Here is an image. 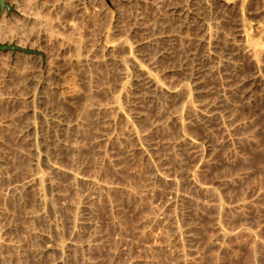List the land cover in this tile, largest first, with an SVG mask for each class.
Returning a JSON list of instances; mask_svg holds the SVG:
<instances>
[{
    "label": "rangeland",
    "instance_id": "obj_1",
    "mask_svg": "<svg viewBox=\"0 0 264 264\" xmlns=\"http://www.w3.org/2000/svg\"><path fill=\"white\" fill-rule=\"evenodd\" d=\"M57 1L59 2V0H41L40 1L41 2L40 9H42L41 12L44 13L49 12L47 9L50 10L51 5L58 3ZM74 1L75 3L79 2L80 4H82L80 6L82 9L85 7L86 9L89 8V10H94V12L92 11L90 12L92 13V15L94 14L96 16V17L91 16L88 19L85 18L82 19L83 18L82 15L79 18V15L81 14L79 11H75L76 13L71 12L73 14V15L71 14L73 18L71 15L70 16L68 15L69 13L66 16V20L70 19L71 21H74L75 19H77L76 23H78V26L81 27L79 29H81V31L83 32L85 31L84 33L83 32L81 33V31L79 30L81 34L85 35L84 39H86L87 37V39L85 40L86 42L88 41L91 42L92 39L93 42H95L99 37L98 33H101L102 29L103 32L104 31L117 32L121 30L120 32H117V34L119 35L120 33L122 37L128 38L131 42L136 41L138 39L139 40L145 39L144 43L140 45L141 47L139 46V52L141 50H142L140 52L141 54L144 52L143 53L145 54L144 57L143 56L141 57L143 62L144 63L147 62V64L149 63L148 66L151 64L153 68L155 64H158L155 61H158L160 59L161 50L165 45V48H167L168 51L170 50L169 51L170 54L166 55L163 61L165 64L164 69L167 67L168 68L166 70H164L163 67L160 69L159 67L160 65L158 64L159 66L156 65L158 67L156 68L155 66L154 68L156 70H154L153 68L152 70L158 72L159 74L161 73L160 75H162L161 77L163 81L166 83L169 81L170 83L168 82V84H172L173 86L178 87L179 85L177 84L180 83L182 84V82L187 83L188 84L187 86L191 87L190 88L191 97L195 101V103L198 102L197 104L202 103V105L204 106L206 105L208 107L209 106L208 104L210 102L216 101V109L218 111L216 110L217 112L216 118L215 117L205 118L202 120L203 122L194 118L191 119L192 117H188V115H190L188 112L182 111L183 117L181 118L185 120V122L183 123V125H180L177 119L172 116L173 109L175 110L176 106H174V104L171 103L170 100H168L165 94L158 93V99L156 100L157 102L151 101L150 98L147 99L145 98L144 101L146 104L143 103V107L145 108L144 109L145 114L142 116V118H140L137 121L138 129L139 130L141 129V131H143L145 134L143 141L145 142L146 146L152 144V142L156 143L155 147H153L151 151L153 154L150 153V155L147 158L143 159L142 153H139L141 157L138 154V158L142 159L144 163L143 169L144 172L147 173L145 174L152 179L155 188V191L153 193L155 200H157L161 204H169L168 213L172 217V222H173L171 226L172 229L169 228V231L171 229L170 231L171 233L177 232L176 241L178 242L177 244L178 246H180L182 250V257L178 258L177 256L170 254L167 250L160 248V246H158L153 253L147 250L143 251V249L139 247L137 248V243H136L137 241L135 239V237L137 238V236L135 235L139 227L138 225L140 224L139 222L142 217L141 215H143L146 208L142 207L144 204L142 205L140 199H138L133 193L123 190L113 192L109 197H104L94 200L91 199V201H89L90 203H88V208H87L88 210L86 209L87 212L86 214H88L87 216L91 217L92 219L86 217L87 218L86 224L85 222L84 224H82L83 225L82 232H84V235L82 233V236H84V241L86 243L83 244L84 245L83 247H80L82 249L80 248L77 249L76 247L71 248L72 245L70 246V241H71L70 239H72L73 237V232L70 224L71 222L70 221L71 215L69 213L70 211H68V207H66L67 202H65L64 204L63 203L64 201L63 202L59 201L60 197H58V195L55 193L56 191L57 193H60V191L63 193V191L66 188L65 186L68 183L65 181L69 180L68 179L69 176L66 175L64 172L63 173L58 172V174L55 173L54 179L55 181L57 180L56 182L62 184L61 185L58 184L57 188L59 187V185L61 186L58 189L55 187L56 191L54 188L55 200H54V212L52 213L56 215V216L54 215L55 217L59 218L58 220H60L59 221L60 225H59V229H56L57 231L52 230V232L53 234L56 233L55 235L59 236L62 240L64 239V241H66L67 246H65L66 248L63 249L64 251L63 250L56 251L54 249L52 253L54 257V264H63V263L64 264H137L136 262L140 258L149 260L151 257L156 255L158 256L160 255L159 257L163 258L162 264H264V75L262 76L260 75V74H264V58H263L264 55L261 57L262 62L260 68L258 67L260 69L259 70L254 63V59H252L251 56L247 55V53L245 52L243 53L244 55H242L241 52L242 50L241 49H239L240 51L237 50V47L235 45L233 46L230 41L231 39H234V37L236 38V40L238 39L237 41H240L239 39L240 37L236 36V29L241 19H244L247 22L252 23L254 26L257 24H262V23L264 24V0H241L242 3L239 2L240 0H231L233 3H231L230 5H226L224 0L223 1L222 0H213V1L212 0H199V1L198 0H168V1L167 0H162V1L161 0H74ZM74 1L72 2L74 3ZM6 2L9 3L12 7V10H8L6 8L5 10L6 16L8 18H12L16 14L15 4L12 0H6ZM48 2L51 3L49 4ZM42 3L45 5L43 6ZM185 4H189L190 6L195 7L197 10V11L194 10V14L190 15L189 21L191 22L190 23L191 27L189 26L188 28H186L187 26L183 25L182 19H179L178 17H176V19H174L173 21L165 22V20H169L166 18L170 17L169 15H172L173 7H182ZM231 5L233 7H231ZM44 9H46L47 12L46 10L44 11ZM125 10L127 12H125ZM238 10L240 11V13L238 12ZM78 12L80 14H78ZM3 13H1V15H3ZM198 13L202 14V16L208 22H210L209 25L211 26V36L209 38L210 44L205 46L206 48L205 47L201 48L200 43H198L197 40L199 34V26H198L199 24L196 18ZM1 15H0V19L2 17ZM101 22L104 23L101 24ZM123 24L124 26L125 25L126 26L124 27ZM104 25L107 27H105ZM34 26H35L34 27L35 30L33 34L34 33L36 34L37 32L36 29L38 27L36 24ZM92 26L95 28H93ZM115 26L116 28H112ZM110 28L112 29V31L110 30ZM89 31L93 32L92 33L93 35L92 34L90 35L91 32ZM166 31L167 32L169 31L168 32L169 34H172L173 31L174 33L176 31L178 32V34L176 33L177 36L175 35L176 37L174 36V38L173 37L171 38L172 40L167 41L169 44L167 42L162 43L164 42V40H162L160 36L161 35L160 33ZM254 31H256L254 32L256 33L255 36L256 37L258 36L257 39L263 42L264 35L258 33L257 30ZM35 34L33 36H36ZM135 38L137 39L135 40ZM159 38H161V40ZM16 41L17 40H13L11 44H15ZM8 42H6V44ZM29 44L31 45L30 42L26 43V48L32 49L34 50V52L26 53L22 51L23 53L30 55L40 54V52L35 47H30ZM54 47L55 46L51 47L52 49L51 48L49 49L50 55H52L53 53L55 55L56 47L55 48ZM54 49L55 51H53ZM17 51L18 50L0 51V64H2L3 60L5 59L8 60L15 57ZM198 54L201 56H199ZM206 55L207 57H205ZM149 58L151 59L149 60ZM198 58L200 60L201 58L203 59L207 58L206 62L204 63L205 65L202 63L203 68L207 67L206 68L207 70L204 69L206 74L205 77L203 78L202 84H197V83L195 84V80L191 78L190 75L193 64L194 66L196 65V68L201 67V66H197L198 64H196L199 62H200L199 64H201L202 62V60L200 61ZM168 59L170 62L168 61ZM63 62H64L63 65H62V61L57 62L58 66L56 64V66L60 69V71H62L60 73V77L63 76L61 77V80H59L60 78H57L55 76L54 79L52 78V81H54L55 84L54 89L57 86L51 98L53 100L52 102H54V108L57 109L58 111L61 108L59 112L64 113V115L62 113L63 115L62 123L64 124L62 123L57 124L58 127L56 124H54V130H52L53 132L52 137H54L53 138L54 142L53 141L51 142H53L52 145L54 146V159L56 157L58 159L56 160L60 163V165L66 166L69 163H71L70 161L72 160L71 155H75L77 153L75 157L73 156V158L74 160L75 159L77 160L75 162L78 163L77 165L79 167L83 166L81 169L82 170L84 169V171L86 172L97 173L102 177L107 176L108 178L115 180L116 182H119L120 184H124V185L140 184L141 181L143 180V176H142L143 174H140V172L137 173L134 170L133 168L134 163L132 164L133 161L131 159H130L131 161H129V159H127L124 156L120 147L116 143L115 144L112 143V145L114 144L113 146L109 144L106 147L109 148L108 152L112 153L111 155H113L112 158L113 162L110 163V160H108V162H106V160H104L105 162L104 161L102 162L103 160L102 157L104 155L103 149H105L104 145L102 146V144L100 143H93L94 146L91 145L90 146L91 148L87 150V148H89V145L86 144L88 137L85 138L86 141L85 139H83L84 136L86 137L90 131H92L90 132V134L94 135L98 127L96 123L98 120L97 119L98 116L94 111H91L89 109L88 105L90 104V102L101 101L106 96L104 94L105 92H103V90L101 91V89L97 87L98 84L101 81H103L102 79L105 80V75H104L105 73H103L106 72L104 71L105 67L101 64L93 63L94 65L92 64L89 65V66L92 65L93 67L92 68L89 67L88 69L87 66L85 72L84 66H83L84 68H82L80 65L75 64V65H68L69 68H67L66 61ZM31 64L34 67V70L38 72V73L36 72V74L39 75V78H44L45 76L46 77L48 76L49 73L46 74V72L49 71L47 68L48 65H46L47 61L46 62L44 61L41 64L38 63V65H34L35 63H31ZM236 64L239 65L240 67H238ZM1 66L2 65H0V67ZM62 66L67 69L62 68ZM70 66L72 67L71 70H70L71 68ZM190 66H192L191 71L188 68ZM90 69L91 72L89 71ZM0 70H2V68H0ZM72 70H74L76 74ZM101 70L102 73H98L101 72ZM65 71L66 73L68 72L66 75L64 74ZM258 76L261 77L259 78ZM108 77L109 76H106V80L111 79V82L112 80L114 81V79H116L115 75L109 77V79ZM14 78L15 80L10 79L12 81H9V83H7L6 86L5 84L3 86L0 84V86L3 87L0 88L2 89L0 91L2 96L6 94L5 96L7 97L8 93H10L8 92V90L10 89L11 91L12 88L7 87L9 84H10L9 86L13 88L15 86L14 89L15 91L17 90L16 87L17 88L20 87L21 84V88H18V90L21 91L23 89L22 92L23 91L27 92V90L30 91L31 88L33 87L30 86V84L34 85V83L32 84V82L29 83L26 82V84L30 86L29 88L25 84V80L23 81V79H25L24 77L18 78V76L16 77L14 76ZM55 78L58 81L57 83ZM0 79L1 82L2 76L0 77ZM19 79L22 80L20 81ZM17 80L19 83L17 82ZM22 81H23V85H22ZM177 81L180 82L177 83ZM12 82H16V84ZM64 85H66L67 87ZM205 88L206 90L204 91ZM3 89L6 90L4 91ZM74 91L76 92L74 93ZM59 92L60 93L63 92L62 95H60ZM178 92L182 95V97H184V93H182L183 92L182 89H179ZM5 96H3L4 100L2 99L3 101H0V109H1L0 114H4L5 111L7 112L8 107L10 105V103L8 102V98H6ZM6 99L7 102L5 101ZM60 99L63 100V102ZM5 106L7 107V109ZM56 107L58 108L60 107V108L58 109ZM208 108L211 107L209 106ZM2 111L4 113H2ZM78 111L79 112L81 111V113L85 115L83 125L84 126L86 125L84 128L83 126L80 127L79 130L78 128L73 126L74 122L78 119L77 115L80 114ZM168 117L170 119H168ZM154 118L156 119L159 118L158 120L161 123V124L159 123L158 128L156 129H152V121L154 120ZM92 120L93 122H91ZM69 123L70 125H72V128L69 125ZM64 128L67 129L64 130ZM69 128L71 129L68 130ZM73 130L74 131L76 130L75 131L76 133H74ZM82 131H86V133ZM73 133L75 137L79 135L78 137L80 138V141L77 137L78 141L80 142L79 145L81 144L82 146H84V147L80 146L81 150L79 149V152L78 151L73 152L72 149L69 146H67L65 143L67 138L71 141L73 139L76 140L73 135H70ZM90 134L88 135L89 138L91 137ZM182 134L183 135L187 134L186 138L191 137L189 139L196 140V142L199 144L200 151L196 152L194 148L187 143V141L182 140L180 137L182 136ZM8 137H6L5 144L3 147L6 151L9 150L11 147L9 146L11 136ZM63 142L65 144H63ZM83 143H85L87 146ZM69 148L71 149V151ZM84 148L87 150L88 155H86ZM190 148L191 149L193 148L194 151L191 150ZM95 154L97 155V157ZM100 158L101 161L99 160ZM89 159L92 162L91 161L89 162ZM91 166L95 169H93ZM97 167L99 168L97 169ZM4 177L5 176H2V179L0 178L1 193H4L6 190V184H3L2 181H4V183H7L8 181L6 177H5L6 179L5 181V179H3ZM81 185L85 187L87 186L85 183ZM60 188L63 190H61ZM59 189L60 191L58 192ZM8 197L9 198L6 201H8L7 205H9L8 206L9 209L11 208V210L13 209L16 212L15 213L13 210H12L13 212L11 211L13 218L11 217L12 220L10 218L9 220L11 223H14V221L15 223H17V224L15 223L13 224L14 226L16 225L15 227L17 232L16 236L20 237L16 239H19L20 241L21 239H23L24 240L23 244L24 246H26L24 247L26 248L25 249L26 252L24 253V255H22L20 261L19 260L17 261V264L46 263L45 259L36 261V257L33 254V252L35 249L39 248V242L36 238H34L35 236L32 235L28 236L26 239L27 236V234L25 233L26 229L25 231L23 230L24 225L22 224V219H21L22 214L20 212L18 201H16L17 200L16 197L11 194ZM35 202L36 200L34 201V203ZM34 203L32 205L33 207H36L37 203L36 204ZM60 203L62 207H60ZM112 203L118 205V207L121 209V211L120 209H118L119 210L118 216L121 219L120 224L122 225V228L120 226L119 231L124 237V239L126 238L124 240L125 246L123 245V243H121L122 241L116 235L117 234L116 231L118 230V228L114 223V216L116 213L114 214ZM37 219H35L34 220L35 222L33 221L34 223L32 222L33 225H31L33 229L34 228L36 229V231L43 227L42 226L43 224L42 222H40V219L38 220ZM34 226H36L38 229ZM249 231L254 234L250 233ZM57 232L60 233L58 234ZM131 235L133 238L131 237ZM159 241L162 242L161 240ZM67 243H69V245ZM119 249H121L120 250L121 252H119ZM113 250L114 251L118 250L119 253L115 255ZM10 251L11 250H8V252ZM162 252L164 254H162ZM128 254L130 256H128ZM190 257H192V260H190L191 259ZM130 259H134V261L133 260L130 261ZM8 261L6 263H8ZM39 261L41 262L39 263ZM0 264H5V262L2 263L0 260Z\"/></svg>",
    "mask_w": 264,
    "mask_h": 264
},
{
    "label": "bare ground",
    "instance_id": "obj_2",
    "mask_svg": "<svg viewBox=\"0 0 264 264\" xmlns=\"http://www.w3.org/2000/svg\"><path fill=\"white\" fill-rule=\"evenodd\" d=\"M12 1L15 4L16 14L12 18H8L6 16V11H5L6 8L3 9L2 13L3 12L4 13H3V15H1L2 17L0 19V43L6 44V42L9 41L7 44H11L13 40H17L15 42V44L18 47L25 49L26 43L30 42L31 43V45L29 44L30 47H35L40 52V54L30 55V54L23 53L24 51L22 52V50H18L15 54V57H13L12 59H8V60L5 59V60H3L2 64H0V65H2L0 67V68H2V70H0V77L2 76V81L0 82V84L2 86L4 84L6 86V84L9 83V81H12L10 79L15 80L14 76L15 77L18 76V78L24 77L25 79H23V81L25 80V84H26V82H28V83L32 82V84L34 83V85L30 84V86H33V87L31 88L30 91L27 90V92L26 91L22 92L23 89L21 91L18 90V88H21V84H20V87H18V88L16 87V89H17L16 91L14 90L15 86L13 88V87L9 86L10 85L9 84L7 87L12 88L14 91L12 89L10 91V89H9L8 92H10V93L6 92V93H8L7 97L5 96L6 94L3 95L6 98H8V102L10 103V105L8 104L9 107H8L7 112L5 111V113H4L2 111V113H4V114H0V178L2 179V176H5L8 180L7 183H4V181H2L3 184H6V190L4 189L5 190L4 193L0 192V260H1V262L2 263L5 262V264H17V261L18 260L20 261L22 255H24V253L26 252V250H25L26 248H24L26 246H24V244H23L24 240L21 239V241L23 240L21 242L19 239H16L19 236H16V233H17L16 229H15L16 225L15 226L13 225L15 223V221H14V223H11L9 220V218L10 219H11V217L13 218L12 212L14 211L13 209H12L13 210L12 211L11 208L9 209V207H8L9 205H7L8 201H6L9 198L8 196H10V194L15 196L17 199L16 201H18L20 212L22 214V216H21L22 218L21 217L20 218L22 219V224L24 225L23 230L25 231V229H26V231H25V233L27 234L26 239L28 236L32 235V236H35L34 238H36L39 242V248L35 249L33 252V254L36 257V261L45 259L46 263H43L44 262L43 261L42 262L43 264H54V257L52 255L54 249L56 251H59V250L61 251L64 248H66L65 247V246H67L66 241H64V239L62 240L59 236L55 235L56 233L53 234V232H52V230L59 229V225H60V222H59L60 220H58L59 218L55 217L56 215L54 213H52V212H54V200H55L54 199L55 198L54 192L56 191L58 184H60L59 182H56L57 180L55 181V179H54L55 173L58 174V172H60V173L64 172L66 175L69 176L68 177L69 180L67 179L68 181H65V182H68L67 184L65 183L66 184V186H65L66 188L64 187L65 192L63 191V193H62L60 191V189H61L60 188L58 190V192L60 191V193H57V191L55 193L58 195V197H60L59 198L60 200L57 198L59 201H62V202L64 201L63 202L64 204H65V202H67L66 207H68V211H70L69 212L71 215L70 216V221H71L70 224H71L72 232H73V237H72V239H70L71 240L70 246L72 245L71 248L76 247L78 249L80 247H83L84 246L83 244L86 243L84 241V236H82V233L84 235V232H82V228H83L82 224H84V222L86 224V219L89 217V216H87L88 214H86L87 213L86 209L88 208V203H90L89 201H91V199L94 200V199L109 197L113 192L123 190V191H129V192L133 193L138 199H140V202L142 203V205L144 204L142 207L146 208L144 213L142 210L143 215H141L142 217H141V220L139 222L140 224L138 225L139 227H138V230H137L136 235H135V236H137V238L135 237V239L137 241L136 242L137 248L139 247V248L143 249V251L147 250V251L153 253L154 250L158 246H160V248L167 250L170 254H173V255L177 256L178 258L182 257V250H181L180 246H178V244H177L178 242L176 241L177 240L176 239V233L177 232H175V233L170 232L172 229L171 226H172L173 222H172V217L168 213V205L169 204H161L160 202L155 200V198L153 196L155 188H154L152 179L146 175L147 173L144 172V169H143L144 163H143L142 159L138 158L139 153H142L143 159L147 158L150 155V153L153 154L151 151H152L153 147H155L156 143L152 142V144H149L148 146H146L145 142L143 141L145 134L143 131H141V129L140 130L138 129L137 121L140 118H142V116L145 114V111H144L145 108L143 107V103H145V101H144L145 98L146 99L150 98L151 101L157 102L156 100L158 99V93L165 94L166 97L168 98V100H170L171 103H173L174 106H176L175 110L173 109L172 116L177 119V121L179 122L180 125H183V123L185 122V120H183L181 118V117H183L182 111L188 112L190 114V115H188V117H192L191 119L194 118V119H197L199 121H202L205 118H214V117L216 118V113H217L216 112V110H217L216 109V101H212V102L209 101L210 103L209 104L207 103V104L211 108H208L209 106L207 107L206 105H205L206 106V108H205V106L202 105V103L197 104L198 102L195 103V101L192 99L191 89H190L191 87L187 86L188 85L187 83L184 82L186 84L185 85L181 81L182 84L181 83L177 84V85H179L177 87V86H173L172 84H168L169 81L167 83L164 82L162 77H161L162 75H160L161 73L159 74L158 72L153 71L152 70L153 67L151 66V64L148 66L149 63L147 64V62H145L146 63L145 64L141 58L142 56L144 57L145 54H143L144 52L142 54L140 53L142 50L139 52V46L142 43H144L145 39L144 40L143 39L136 40L137 38H135L136 41L131 42L128 38L122 37L120 35V33H119V35L117 34V32H120L121 30L117 31V32H110V31H104L103 32V29L100 28V29H102V31H101V33H98V35H99L98 39L96 41L94 39L95 42H93V39L91 42L90 41L86 42L85 40L87 39V37H86V39H84L85 35L81 34L83 31H81V29H79L81 27L78 26V23H76L77 19L74 18L75 22L71 21L70 19L66 20L67 14L69 13L68 15L70 16L72 14L71 12L76 13L75 11H79L81 13L80 14L78 12V14H80L79 18L82 15V17H83L82 19H84V18L88 19L91 16L92 17L95 16L94 14L92 15V13L90 12V11L94 12V10H89V8L86 9L85 7L82 9L80 7L82 4H80L79 2H76L77 3L76 4L74 0H59V2L57 1L58 3L51 5L50 10L47 9V7H46V9L49 12H47V10L44 9V11L46 10V12H47V13H44V12H41L42 9H40V5H41L40 1L41 0H12ZM72 1H74V3L76 5ZM224 1H225L226 5H230L231 3H233L231 0H224ZM239 2L242 3L241 0ZM83 3H84V1H83ZM234 4H235V2H234ZM44 5L45 4H43V6ZM231 7H233V6L231 5ZM198 8H199V6H198ZM172 9H173L172 15H169L170 17L166 18L169 20H165V22L166 21H173L174 19H176V17H178L179 19H182L183 25L187 26L186 28H188L190 26V23H191L189 21L190 15L194 14V10H196V8L193 6H190L189 4H185L182 7H173ZM106 10H105V12H106ZM198 11H199V9H198ZM201 11H202V9H201ZM125 12H127V11L125 10ZM164 12H165V10H164ZM238 12L240 13L239 10H238ZM41 13H43V14H41ZM198 14H197V18H196L198 20V24H199L198 25L199 26V34H198L197 40H198V43H200V46L202 48V47H205V46L210 44L209 38L211 36V26L209 25L210 22H208L202 16V14H199V15ZM195 16H196V14H195ZM77 17H78V15H77ZM166 17H167V14H166ZM72 18H73V16H72ZM138 18H139V16H138ZM93 19H95V18H93ZM101 19H104V18H101ZM91 20H92V18H91ZM94 22H95V20H94ZM102 23H104V22H101V24ZM35 24L37 25L38 28L36 29L37 30L36 34L34 33L36 36H33L34 35L33 32L35 30L34 29ZM113 24H111V25H113ZM120 25H119V27H120ZM123 26H124V24H123ZM105 27H107V26H105ZM93 28H95V27H93ZM93 28H91V29H93ZM112 28H116V26L112 27ZM79 30L81 31V33ZM110 30L112 31L111 28H110ZM113 30H115V29H113ZM172 30H173V28H172ZM254 30H257L258 33L264 35V24L262 23V24H257L254 26L252 23L247 22L244 19H241L240 22L238 23L237 29H236V36L240 37L239 38L240 41H237L238 39L236 40L235 37H234V39L230 38L231 40L230 39L229 40L231 41V44L233 46L235 45L237 47V50H239V49L242 50L241 51L242 55H244L243 54L244 52L247 53V55H250L251 58L254 59V63L257 66V68L258 67L260 68V65L262 62L261 57L264 55V41L262 42L261 40L257 39L258 36L257 37L255 36L256 33H254V32H256V31H254ZM91 31H89V32H91ZM174 31H173V33H174ZM168 32L166 31V32L160 33L162 40H164V42H162V43H166L167 41L172 40L171 38L172 37L174 38V36L175 35L177 36V34H178L177 31L174 33V35H173V33L169 34ZM92 33L93 32H91L90 35ZM136 34H137V32H136ZM88 35H89V33H88ZM88 35H86V36H88ZM93 37H95V36H93ZM161 38H159V39L161 40ZM185 45H187V44H185ZM53 46L56 47V52H55V55H54V53L52 55H50L49 49ZM159 46H161V45H159ZM233 48H235V47H233ZM0 51H2V50H0ZM53 51H55V49ZM53 51H51V52H53ZM159 51H158V53H159ZM169 51L167 48H165V45H164V47L160 53V59L158 61H155L160 66L158 64H155V66L158 65L160 67V69L162 67L164 69L165 64L163 61L165 59V56L170 54ZM199 56H201V55H199ZM205 57H207V55ZM7 58H9V57H7ZM153 58H154V56H153ZM203 58H204V56H203ZM203 58H201V60H202L201 64H199L200 62L196 63V64H198L197 66H201V67L196 68V65L194 66V64H193V67L192 66L188 67L190 69V71H191V67H192V71H191L190 75H191V78H193L195 80V84L196 83L202 84L203 78L205 77V74H206L204 69H206L207 67L203 68L202 63L204 64L206 62L207 58H205V59H203ZM150 59L151 58H149V60ZM58 60H60V61H58ZM199 60H197V61H199ZM44 61L45 62L47 61L46 65H48L47 68L49 71L46 72V74L47 73H49V74L47 77L45 76L46 78L45 77L39 78V75L36 74L37 71L34 70V67L31 63H35L34 65H38V63L41 64ZM61 61H62V65L64 63L63 61H66L67 68H69L68 65H75V64L80 65L82 68L85 67L84 71L86 70L87 66H88V69H89V67L92 68L93 67L92 65H94L93 63L101 64L105 67L104 71H106V72H103V73H105L104 74L105 80L101 78L103 81H101L100 83L97 81L99 83L97 87L100 88L101 91L103 90V92H105L104 94L106 96L104 97L103 100L97 101V102H90V104L88 105L89 109L91 111H94L98 116L97 117L98 120L96 122L98 127H97L94 135L90 134V132H92V131H90L89 134L91 137L89 138V136H88L89 134H88L86 137L84 136L83 139L88 137L87 141L85 139L86 144L89 145V148L86 147L87 150L91 148L90 147L91 145L94 146L93 143H100V144H102V146L104 145L105 149H103L104 155L102 157L103 158L102 162L104 160H106V162H108V160H110V163L113 162V159H112L113 155H111L112 153L108 152L109 148H106V147L109 144L112 145V143H114V144L116 143L120 147L124 156L127 159H129V161H131V160L133 161L132 164L134 163L133 164L134 170L137 173L140 172V174H143L142 175L143 180L141 181L140 184H138V185H126L125 184L124 185V184H120L119 182H116L115 180L108 178L107 176L102 177L101 175H99L97 173L86 172V171H84V169L83 170L81 169L83 166L79 167L77 165L78 163L75 162L77 160L76 159L74 160V158H73V156L75 157V155L77 153L75 155H71L72 157L70 156L72 158V160H70L71 163H69L66 166L60 165V163L57 161L58 159L56 157L54 159V146L52 145V143L54 142L53 141L54 137H52V133H53L52 130H54V124L57 125V124H60L63 122L62 116L64 115V113L62 112L63 113V115H62V113L59 112L61 110L60 105H59L60 106L59 111L54 108V102H52L53 100L51 98H52V96L54 94V90L57 88V86L54 89L55 84H54V81H52V78L54 79V76H55L57 78H60L59 80H61V77H63V76L60 77V73L62 71H60V69L57 67L58 66L57 62H61ZM168 61H169V59H168ZM192 63H191V65H192ZM56 64H57V66H56ZM90 64H92V65L89 66ZM155 66H154V68H155ZM158 66H156V68ZM237 66L240 67L239 65H237ZM62 68H65V67L62 66ZM67 68H65V69H67ZM167 68H165L164 70H166ZM71 69H72V67L70 68V70ZM74 70H72V71H74ZM154 70H156V69H154ZM89 71L91 72V69ZM261 72H262V70H261ZM67 73L65 71L64 74L66 75ZM70 73H69V75H70ZM98 73H102V70H101V72H98ZM75 74H76V72H75ZM114 75H115L116 79H114V81L112 80V82H111V79H109V77L114 76ZM260 75L262 76L264 74H260ZM106 76H109L108 79L110 81L106 80ZM11 77H13V78H11ZM85 78H87V77H85ZM92 79H94V78H92ZM19 80L21 81L22 79H19ZM55 80H56V78H55ZM63 80H65V79H63ZM76 80H78V79H76ZM85 80H87V79H85ZM23 81H22V85H23ZM235 81H236V79H235ZM17 82H18V80H17ZM57 82L58 81L56 80V83ZM178 82H180V81H177V83ZM232 82H234V81H232ZM12 83L16 84V82H12ZM60 83H61V81H60ZM234 83H236V82H234ZM26 85L28 86V84H26ZM95 85H96V83H95ZM30 86H28V87L30 88ZM64 86H66V85H64ZM7 87H6V89H7ZM60 87H61V84H60ZM0 88H3V87L0 86ZM71 89H73V88H71ZM179 89H182V91H183L182 93H184V97H182V95L180 94L181 91H180V93L178 92ZM1 90L2 89H0V91ZM205 90H206V88L204 89V91ZM242 90H243V88H242ZM75 92L76 91H74V93ZM62 93H60V95H62ZM3 96L0 93V101L4 100ZM85 98H86V96H85ZM63 100H64V98H63ZM63 100H61V101L63 102ZM5 101L7 102V99ZM54 101H56V100H54ZM56 108H58V107H56ZM222 108H224V107H222ZM6 109H7V107H6ZM220 111H223V110H220ZM79 113L80 114L77 115L78 119L73 124V126L78 128V130L80 127L83 126V128H84L86 126V125L85 126L83 125L85 115H83L81 113V111ZM156 116H158V115H156ZM150 117H152V116H150ZM223 117H221V118H223ZM158 119L159 118H157V119L154 118V120L152 121V129L158 128V125L160 123ZM168 119H170V118L168 117ZM91 122H93V120ZM62 124H64V123H62ZM142 124H144V123H142ZM69 125H70V123H69ZM65 126H67V125H65ZM70 126L72 128V125H70ZM57 127H58V125H57ZM67 128H64V130ZM71 128H69L68 130H70ZM228 128H229V125H228ZM75 131L73 130L74 133H76ZM82 132L86 133V131H82ZM74 133L70 134V135L74 136ZM6 135L11 136L10 145H9L11 147L7 151L3 148L4 144H5V139H6V137H8ZM186 135L182 134V136H180L181 139L184 141H187V143L189 145H191V147H193L196 152H199L200 151L199 144L196 142V140L189 139L191 137L186 138ZM78 136H76V137L74 136V138L76 140H74L72 138L74 141L69 140L67 137L66 138L68 140L65 138L66 139V142H65L66 145L69 146L73 152H76V151L79 152V149L81 147H84L81 144L79 145L80 138ZM51 137H52V140H51ZM77 137H78L79 141H78ZM7 141H8V139H7ZM51 141H53V142H51ZM65 143L63 142V144H65ZM178 143H179V141H178ZM83 144H85V143H83ZM99 148H101V147H99ZM193 148L192 149L190 148V149L193 150ZM71 149H70V151H71ZM111 149H112V147H111ZM87 150L85 149L86 155H88ZM101 152H102V150H101ZM102 154H103V152H102ZM139 156H140V154H139ZM96 157H97V155H96ZM90 159H89V162L91 161ZM99 160L101 161V158ZM94 162H95V160H94ZM98 164H100V163H98ZM102 164H101V166H102ZM82 165H83V163H82ZM89 165H91V164H89ZM160 165H162V164H160ZM84 166H85V164H84ZM155 166H157V165H155ZM145 167H146V165H145ZM98 168L99 167H97V169ZM93 169H95V168H93ZM104 169H106V168H104ZM109 170H110V168H109ZM98 172H100V171H98ZM5 177L3 179H5ZM194 177H195V175H194ZM134 179H135V177H134ZM5 181H6V179H5ZM197 181H199V180H197ZM84 183L87 185L86 187L81 185ZM60 185H59V187H61ZM54 188H55V191H54ZM61 190H63V189H61ZM15 197H14V199H15ZM29 197H31L32 199ZM33 198L36 200L35 203H34L35 200ZM31 200H34V201H31ZM32 202L34 204L37 203L36 207H33ZM116 203H117V201H116ZM141 203H140V205H141ZM64 204H63V206H64ZM112 204H113L112 208L114 210V214L116 213L114 216V223H115L116 227L118 228V230L116 231L117 232L116 235L122 241L121 243H123V245L125 246L124 240L126 238L124 239V237L122 236V234L119 231L120 226L122 228V225L120 224L121 219L118 216V213H119L118 209H120V208L118 207V205H116L114 203H112ZM60 207H62L61 203H60ZM51 210H53V211H51ZM120 211H121V209H120ZM10 215H12V216H10ZM58 216H59V214H58ZM37 218L40 219V222H42L43 227L38 229L36 226H34L38 229L36 231V229L35 228L33 229L31 225H33V223L35 222L34 220ZM89 218H91V217H89ZM15 224H17V223H15ZM34 225H36V224H34ZM169 228H171L170 231H169ZM251 231H252V229H251ZM250 233H252V232H250ZM252 234H254V233H252ZM54 236H57V237H54ZM81 236L83 237V239ZM131 237H132V235H131ZM159 240H161L162 242H160ZM67 244L69 245V243H67ZM80 249H82V248H80ZM8 250H11V251L8 252ZM120 250L121 249H119V252H121ZM119 252H118V250L114 251V254L117 255V253H119ZM157 252H158V250H157ZM163 252H164V250H163ZM163 252H162V254H164ZM128 256H130V255L128 254ZM156 256H153V257L150 256L151 258L149 260L144 259V258H140L137 260V262L136 261L135 262L137 264H162L163 258L159 257L160 255L159 256L156 255ZM136 258H138V257H136ZM190 258H191L190 260H192V257H190ZM28 260H29V258H28ZM132 260L134 261V259H130V261H132ZM7 261H8V263H6ZM40 262L41 261H39V263Z\"/></svg>",
    "mask_w": 264,
    "mask_h": 264
},
{
    "label": "water",
    "instance_id": "obj_3",
    "mask_svg": "<svg viewBox=\"0 0 264 264\" xmlns=\"http://www.w3.org/2000/svg\"><path fill=\"white\" fill-rule=\"evenodd\" d=\"M4 8H7L8 10H12V7L10 6L9 3L6 2V0H0V15L2 13V10ZM0 50L2 51H8V50H13V51H16V50H22L26 53H33L34 50L32 49H22L20 47H18L16 44H1L0 43Z\"/></svg>",
    "mask_w": 264,
    "mask_h": 264
}]
</instances>
